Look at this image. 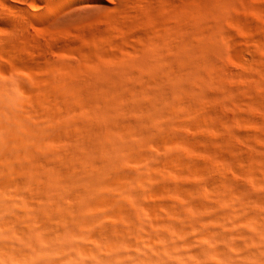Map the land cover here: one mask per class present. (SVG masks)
<instances>
[{
	"label": "bare ground",
	"instance_id": "obj_1",
	"mask_svg": "<svg viewBox=\"0 0 264 264\" xmlns=\"http://www.w3.org/2000/svg\"><path fill=\"white\" fill-rule=\"evenodd\" d=\"M53 1L0 0V264H264V129L235 125L264 110V35L229 56L237 0H119L133 53L102 54V30L67 74L47 54L25 78L21 29Z\"/></svg>",
	"mask_w": 264,
	"mask_h": 264
},
{
	"label": "rangeland",
	"instance_id": "obj_2",
	"mask_svg": "<svg viewBox=\"0 0 264 264\" xmlns=\"http://www.w3.org/2000/svg\"><path fill=\"white\" fill-rule=\"evenodd\" d=\"M120 3L121 2L119 0H104V2H98L96 0H54L53 2H51L52 8L55 11V12L53 11L54 12L53 15L49 17H45V13L42 12L41 14L43 19L40 18L41 20L28 18L29 20L27 19L28 21L27 20L26 21L28 22L27 24L29 27L26 29L28 31L30 30V32L28 33L27 30L21 29L23 42H21V47L18 53L19 56L18 58L20 59V60L18 59L19 63L20 65L22 64L21 67L24 66L22 76L28 78L31 72L35 73L36 71V73H38L40 70V66L43 63V58H45L47 54L52 56L57 61L56 68L58 73L62 75L67 74L63 70L64 68H61L66 65L65 60L66 59L75 60L76 62H79L81 55H79L80 53L78 52L77 49L83 46V43L86 44L87 42H89V40H91L94 36H96L99 33V31L102 30H103L101 33L102 36L101 35H97V36L105 38V40H107V42L109 43V45H107L105 50L107 53L102 52V54L104 55L106 54L109 57L114 56L117 59L120 57L122 58L125 55L127 56V54L133 53L132 49H134V47L137 44H139L138 37L137 36L136 38L134 37L136 35L135 31H130L129 33L130 34L133 33L132 34L133 37L132 35L130 36L128 35V38L124 41L123 31L125 26L123 24L124 21H122L123 16L118 13L121 10V6L123 7V5L125 4L120 5ZM139 3L145 4L147 3V0H139ZM173 3L174 0H171L170 4L172 6H175V4ZM158 11H156V14L160 13V11L159 13ZM230 11H231L229 14L230 17L227 16L228 18H226L224 23L225 28L227 30L229 41L227 39L224 45L226 46L229 56L238 55L247 62L253 63L256 52L261 51L260 45H258L259 44L258 39L260 37L262 38L264 35V0H237L234 3V5H232ZM119 18H121L122 20ZM115 22L118 23V24L116 23L117 24L116 26L114 24ZM118 27H120L121 30ZM47 35L49 36L48 38L46 37ZM31 36H33L32 37L33 39L31 38ZM30 39L31 41L33 40L34 42L32 41L31 43L30 41H28ZM86 55H87V62L85 63L86 75L88 77L94 78L95 75L97 76L98 74L97 71L98 67H100V65L102 66L103 64L98 57L96 56L93 57L90 55V53H86ZM108 56L107 57L105 56L104 59H109ZM229 56L226 58V60L230 64H235L233 63V61ZM92 58H94L95 60ZM88 59H90V62ZM107 64L108 62H106V65ZM243 67L244 66H238L239 69L241 68V70L243 71L245 69L246 71L247 68L246 67L243 68ZM24 73H28L29 75L27 76ZM209 89L214 92L216 91L218 93L220 92L221 94L224 93L223 90L220 88L217 89V88L209 87ZM241 105L242 106L236 109L241 114L235 120V125L238 131L239 132L244 131L243 133H245V135L246 133L247 134L250 133V135L251 134L263 135V131L261 129L262 128L264 129L263 126L264 110L260 108L258 109L257 108L258 106H252L249 103H241ZM259 110H262L263 112ZM251 115H253L254 117ZM258 122H260L259 125L257 124ZM193 124L194 122H192L190 126L193 127ZM195 127L196 126L194 124V128L185 127L183 128L184 129L183 131H185V133L187 132L186 134H188L191 138L193 137L194 139H198L204 134L203 131L204 129H201L199 127L197 129V127L196 128ZM210 134H212L211 138L215 137L216 139L218 137L216 133L210 132ZM184 151L186 154L188 153V155L191 153L190 155L194 156L195 158L197 155L199 159L208 158V156L204 155L203 153H197V152L193 153L190 152L189 150H187L188 152L186 150ZM234 176L236 177L238 176L237 177L238 179L249 183V181L244 177H241L236 174ZM181 180L183 182L185 180V183L188 184H190V182H192L191 184H194L193 181H195L193 178H190L189 176H184V178L182 176ZM252 187L253 189L257 188L255 186ZM155 201H159V200H157V198L152 199V197H149L147 199V202L151 204L154 203Z\"/></svg>",
	"mask_w": 264,
	"mask_h": 264
}]
</instances>
